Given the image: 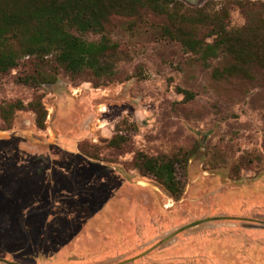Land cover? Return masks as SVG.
<instances>
[{"label":"rangeland","instance_id":"374dc122","mask_svg":"<svg viewBox=\"0 0 264 264\" xmlns=\"http://www.w3.org/2000/svg\"><path fill=\"white\" fill-rule=\"evenodd\" d=\"M230 13L232 26L246 21L238 8ZM162 21L109 19L116 48L107 77L56 67L53 82L24 83L33 58L0 73V106L24 105L9 125L0 112V264H186L167 248L185 238L219 248L227 264H264V70L218 77L231 60L203 65L152 32ZM37 99L42 128L27 107ZM193 147L177 201L133 165L137 152Z\"/></svg>","mask_w":264,"mask_h":264},{"label":"trees","instance_id":"16d2710c","mask_svg":"<svg viewBox=\"0 0 264 264\" xmlns=\"http://www.w3.org/2000/svg\"><path fill=\"white\" fill-rule=\"evenodd\" d=\"M234 7L246 18L237 27L231 25L230 11ZM141 13L161 18L162 23L151 25L152 32L159 39L178 43L203 65L211 59L229 58L228 66L215 71L218 77L247 76L251 65L264 70L261 1L206 0L189 6L182 0H0V73L16 67L23 58H33L35 74L24 76V83H51L56 67L71 77L84 73L94 78L110 76L112 68L105 57L116 44L105 33V25L112 16L131 18ZM86 34L99 38L88 40ZM44 67L53 72L44 74ZM182 93L186 100L193 97L189 91ZM27 107L35 112L36 124L42 128L46 112L40 101L34 100ZM23 108L20 101L4 103L0 112L9 125L13 112ZM119 143L118 139L110 141L111 145ZM195 149L161 156L137 152L133 165L140 175L152 177L177 201L184 191L187 161Z\"/></svg>","mask_w":264,"mask_h":264},{"label":"flooded vegetation","instance_id":"af4514ba","mask_svg":"<svg viewBox=\"0 0 264 264\" xmlns=\"http://www.w3.org/2000/svg\"><path fill=\"white\" fill-rule=\"evenodd\" d=\"M167 248L172 250L171 253L180 252L181 258L188 261L186 264H197L199 263V260H204L207 263L211 261L212 264H227L229 261L227 258H222V256H220V253L218 252L219 248L213 247L205 240L200 241L196 239L185 238L184 241L169 245ZM200 249H202L203 252H201V256H197L199 252L195 251Z\"/></svg>","mask_w":264,"mask_h":264},{"label":"water","instance_id":"95a60500","mask_svg":"<svg viewBox=\"0 0 264 264\" xmlns=\"http://www.w3.org/2000/svg\"><path fill=\"white\" fill-rule=\"evenodd\" d=\"M203 219V218H201ZM201 219H197V220H192L190 221L189 223L183 225L180 229L183 230V229H187V228H191L192 226H194L195 224H198L199 222L203 221Z\"/></svg>","mask_w":264,"mask_h":264}]
</instances>
